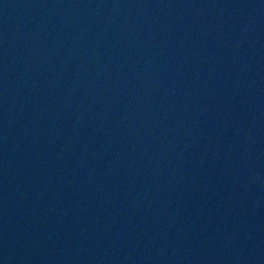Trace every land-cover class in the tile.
<instances>
[{
	"label": "water",
	"instance_id": "obj_1",
	"mask_svg": "<svg viewBox=\"0 0 264 264\" xmlns=\"http://www.w3.org/2000/svg\"><path fill=\"white\" fill-rule=\"evenodd\" d=\"M0 264H264V0H0Z\"/></svg>",
	"mask_w": 264,
	"mask_h": 264
}]
</instances>
